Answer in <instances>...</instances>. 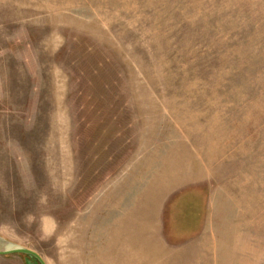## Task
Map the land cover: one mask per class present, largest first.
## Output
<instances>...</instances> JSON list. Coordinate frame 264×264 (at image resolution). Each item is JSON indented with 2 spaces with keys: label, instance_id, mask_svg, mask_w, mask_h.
<instances>
[{
  "label": "rangeland",
  "instance_id": "1",
  "mask_svg": "<svg viewBox=\"0 0 264 264\" xmlns=\"http://www.w3.org/2000/svg\"><path fill=\"white\" fill-rule=\"evenodd\" d=\"M0 238L264 264V0H0Z\"/></svg>",
  "mask_w": 264,
  "mask_h": 264
},
{
  "label": "water",
  "instance_id": "2",
  "mask_svg": "<svg viewBox=\"0 0 264 264\" xmlns=\"http://www.w3.org/2000/svg\"><path fill=\"white\" fill-rule=\"evenodd\" d=\"M22 255L32 259L36 264H46L42 257L32 249L6 242L0 238V256Z\"/></svg>",
  "mask_w": 264,
  "mask_h": 264
},
{
  "label": "crops",
  "instance_id": "3",
  "mask_svg": "<svg viewBox=\"0 0 264 264\" xmlns=\"http://www.w3.org/2000/svg\"><path fill=\"white\" fill-rule=\"evenodd\" d=\"M204 199H205V201H204V204L203 205H205L204 208H205V212H206V210H207V208H206V206H207V195L206 194H205V198H203V200ZM186 215H187V217L191 218L190 214L189 215L186 214ZM200 215H201V217L203 216V211L200 210V212L198 213V210H195V214L192 215V217L196 220L197 216L200 217ZM194 222L196 223V221H194ZM193 226H194V223H193ZM189 229H190V227L187 230H189Z\"/></svg>",
  "mask_w": 264,
  "mask_h": 264
}]
</instances>
